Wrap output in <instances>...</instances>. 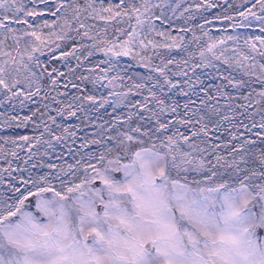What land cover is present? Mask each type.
Masks as SVG:
<instances>
[{"label":"snow or ice","instance_id":"1","mask_svg":"<svg viewBox=\"0 0 264 264\" xmlns=\"http://www.w3.org/2000/svg\"><path fill=\"white\" fill-rule=\"evenodd\" d=\"M0 264H264V0H0Z\"/></svg>","mask_w":264,"mask_h":264}]
</instances>
